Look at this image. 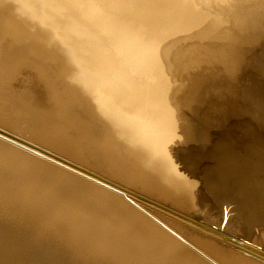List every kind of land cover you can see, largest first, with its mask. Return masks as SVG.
Here are the masks:
<instances>
[{"label":"rangeland","instance_id":"374dc122","mask_svg":"<svg viewBox=\"0 0 264 264\" xmlns=\"http://www.w3.org/2000/svg\"><path fill=\"white\" fill-rule=\"evenodd\" d=\"M206 24L207 19L194 30L177 33L159 45L165 53L169 106L174 114V137L165 145L164 152L173 174L188 186L174 188L161 179L155 169L145 165L149 157L147 148L134 149L123 141L96 102L75 82L74 69L60 35L21 9L15 0H0V94L5 97L3 102L11 106L9 118L0 123V131L5 134L0 135L34 145L193 219L199 217L209 227L217 228L225 218L222 233L246 239L264 252V220L255 225L245 224L237 199L245 196L228 189H239L240 179L218 180L211 165L215 160L222 165L230 159L232 168L241 170L242 166H247L244 162L264 157V33L255 38L230 33L238 38L232 47H227L211 33H198ZM7 43L8 46L13 43L19 51L16 55L6 54V59L4 53L2 58V48L7 47ZM75 104L82 108L92 127L94 167L70 160L33 140L35 129L41 125L56 127L61 134L65 131V135L71 130L67 124H73L75 119L77 122L86 120L81 113H76L80 111L75 110ZM25 105L30 107V112H39L37 117L31 116ZM8 139L0 137L3 185L0 186V264H153L155 260L164 262L163 252L150 241L161 235L182 247V256L188 262L262 264L239 255L227 257L212 239L200 238L195 233L192 238L185 226L148 209L142 213L121 194L38 154H30ZM138 169L150 176L141 178ZM19 177L38 178L39 182L43 179L54 192L57 187L71 190L67 179L83 180L96 193L115 200L143 220L146 228L137 232L128 226L111 224L108 221L113 216L111 210L92 209L77 201L68 205L69 197L61 194H57V202L52 200L57 204L52 202L48 210H39L19 195V192L26 193L25 196L36 193V188L32 194L22 191L30 186L25 184L26 187L20 188L23 184ZM91 188H87L82 198L98 202ZM60 214L68 215L65 225ZM98 242L102 244L97 245ZM165 258L168 261L166 254Z\"/></svg>","mask_w":264,"mask_h":264},{"label":"bare ground","instance_id":"6f19581e","mask_svg":"<svg viewBox=\"0 0 264 264\" xmlns=\"http://www.w3.org/2000/svg\"><path fill=\"white\" fill-rule=\"evenodd\" d=\"M15 1L20 4L21 9H24L32 17L45 23L60 35L74 69L75 82L83 88L85 94L96 102L97 108L103 112L112 128L119 132L123 141L134 149L147 148L149 157H147L145 165L155 169L160 178L167 184L173 185V187L188 186V183L180 182L173 174L167 160V154L164 152L165 145L174 137V114L169 106V87L166 76L168 67L165 62V53L159 45L162 41L177 33H187L194 30L206 19V26L201 28L198 33H211L227 47H232L231 44L238 38L230 33H240L239 37L255 38L259 34L264 33V20L262 17L264 16V0ZM220 25H223V28H219ZM11 45L8 46L7 43V47L2 48V58L3 53L5 57L7 56L6 54H17L18 49L14 47L13 43ZM0 47L2 46L0 45ZM210 55L217 57V55ZM227 58H229V55L225 57V59ZM0 60L2 59L0 58ZM4 98L0 94V123L2 120L9 118L8 108L11 107L8 103L3 102ZM28 105L23 107L30 112ZM74 106L76 111H80L76 113L78 115L81 113V117L86 118V120L80 121V123L74 118L75 122L73 124L70 123L71 125L69 124V126L67 124L66 127L71 129L67 130L69 136H66L67 133L63 135L65 131L61 134L56 130L55 126L53 129L41 125L35 129L33 140L40 141L41 145L44 144V146L55 153L61 154L70 160L94 167L93 164L95 162L92 156L94 135L92 134V127L87 117L84 116L82 108L77 104ZM30 113L33 117H37L39 114V112ZM66 113L68 114V112ZM72 113L74 114V110ZM61 114L64 115V112H60ZM77 119L79 120L80 118ZM0 137L8 139L3 135H0ZM9 140L12 141L11 139ZM12 142L30 154L35 156L38 154L56 165L65 167L67 171H72V173L121 194L124 199L141 212L148 209L185 226L192 238L195 237L193 236L195 233L200 238L212 239L214 244L216 243L219 246L220 252L227 257L236 258L239 255L264 264V262L256 260L239 249L243 246L235 247L229 240H222L220 237L222 231L220 233V230L214 233L211 231L213 227H209L207 224H204L206 226H203V228H199L194 225L195 221L193 218L183 213L125 187L123 188L126 191H119L90 175L60 163L27 144L14 140ZM244 163L247 166H242L241 170L232 168L231 165L233 163L230 159L223 161L222 165L215 160L211 162V165L214 176L218 180H232L234 177L240 179L239 189H233L232 187L228 189L232 193L235 192L236 195L245 196L237 197L240 203L238 208L244 216L245 224L255 225L264 220V157H256ZM6 167L8 166L6 165ZM138 170L141 178L146 179V176H150L146 171ZM0 172H2L1 165ZM57 176L62 177L63 175ZM67 180L71 190H63L57 187L54 192L52 186L43 179H40L39 182L38 178L33 180L30 177L23 178L19 180L23 184L20 188L26 187V185H29L30 188H22V191L25 190V192L32 194L31 192L36 188V193L33 192L36 196H25L26 193L21 192H19V195L24 196L25 199L29 200L27 202L30 205L39 210L42 208L48 210L55 203L53 201H58L57 194H61L66 198L69 197L68 205L77 201L82 205L88 204L92 209L97 207L103 211L111 210L113 216L108 218L111 224L128 226L127 228H133L137 232H142L144 231L143 228H146L144 227L146 223L143 220L128 212L115 200L96 193L83 180L73 177L71 181ZM0 186H3L1 180ZM87 188H91L96 193L95 196L98 198L96 201L98 202L82 198L83 195L87 194ZM43 193H50V197L43 195ZM92 194L94 193L92 192ZM50 214L48 213L47 215ZM60 216H62L63 224L69 220L68 215L60 214ZM78 236L80 237V235ZM150 241L159 246L161 252L168 257L167 261L165 254L161 253L164 255L162 259L165 263L161 260H155L153 264H166L167 262L169 264H177L175 260L181 261L182 264H197L194 261H186L182 256V247L179 248L168 237L163 235L154 236ZM100 244L102 243H97V245ZM140 249L145 252L143 248L140 247ZM172 250L176 251V253L171 254ZM147 259L152 260L149 257Z\"/></svg>","mask_w":264,"mask_h":264},{"label":"water","instance_id":"95a60500","mask_svg":"<svg viewBox=\"0 0 264 264\" xmlns=\"http://www.w3.org/2000/svg\"><path fill=\"white\" fill-rule=\"evenodd\" d=\"M0 133L5 134V133L2 132V131H0ZM7 136H10V135L7 134ZM11 137H12V136H11ZM21 142H23V141H21ZM23 143H25V142H23ZM25 144L29 145L28 143H25ZM29 146H30V147H33L34 149H36V150H38V151L44 153L45 155H47V156H49V157H51V158H53V159H56V160L59 161L60 163H63L64 165H67V166H69V167L72 168V169L78 170V171H80V172H82V173H85V174H87V175H90V176L94 177L95 179H98V180L101 181L102 183H105V184H107V185H109V186H111V187H113V188H115V189H117V190H119V191H121V190H122V191H123V190L126 191L123 187H121V186H119V185H117V184H115V183H112V182H110V181H108V180H106V179H104V178H102V177H100V176H98V175H96V174L90 172V171H87L86 169H83V168H81V167H79V166H76V165H74L73 163H70V162H68V161H66V160H64V159H62V158H60V157H57L56 155L50 154V153H48V152H46V151H43L42 149H39L38 147H34L33 145H29ZM64 168H65V167H64ZM230 203H232L231 199H230ZM227 206H228V205H227ZM229 206H230V208H232V207H233V204H232V205L229 204ZM231 206H232V207H231ZM225 207H226V205L223 206V212H224ZM224 214H225V212H224ZM194 221H195V222H194V225H196V226L199 227V228H203V226H206V225H204V224L201 222L202 219H200L199 217H198V218H195ZM224 224H225V218L223 219V221L221 222V224L217 227V228L220 229V231H219L220 233H221V228H222V226H223ZM217 228H215V227L213 226V228L211 229V231L214 232V233H217ZM220 237H221L222 240H229L231 243L234 244L235 247H236V246H237V247L243 246V247H241V248H239V249H240V250H243L244 253H246L247 255H249V256L255 258L256 260H259V261L264 262V252L261 251V250L258 249V248H255V247L250 246V245H249L250 243H249L246 239L233 237V236L228 235V234H225V233L220 234ZM242 248H243V249H242Z\"/></svg>","mask_w":264,"mask_h":264}]
</instances>
